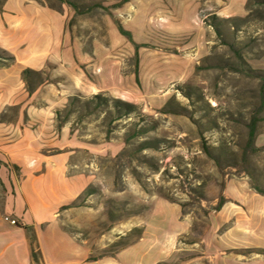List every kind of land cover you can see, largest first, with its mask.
Returning <instances> with one entry per match:
<instances>
[{
  "label": "rangeland",
  "instance_id": "obj_1",
  "mask_svg": "<svg viewBox=\"0 0 264 264\" xmlns=\"http://www.w3.org/2000/svg\"><path fill=\"white\" fill-rule=\"evenodd\" d=\"M72 2L69 31L92 56L91 88L67 98L41 152L68 156V175L85 186L76 208L109 213L123 198L130 211L131 196L139 210L150 199L177 207L183 237L165 264H213L224 191L264 193V0ZM25 79L28 92L53 83ZM17 116L12 107L7 118Z\"/></svg>",
  "mask_w": 264,
  "mask_h": 264
},
{
  "label": "crops",
  "instance_id": "obj_2",
  "mask_svg": "<svg viewBox=\"0 0 264 264\" xmlns=\"http://www.w3.org/2000/svg\"><path fill=\"white\" fill-rule=\"evenodd\" d=\"M68 1L0 0V264H165L183 237L180 209L150 199L139 210L133 196L130 211L123 198L109 213L76 208L85 186L68 175V156L41 152L67 98L90 91L95 66L69 31ZM27 71L53 83L28 92ZM223 199L210 223L213 264H264V193L232 184Z\"/></svg>",
  "mask_w": 264,
  "mask_h": 264
},
{
  "label": "trees",
  "instance_id": "obj_3",
  "mask_svg": "<svg viewBox=\"0 0 264 264\" xmlns=\"http://www.w3.org/2000/svg\"><path fill=\"white\" fill-rule=\"evenodd\" d=\"M67 4H68V6L71 7L75 12L78 11V7H77V5H75L72 1H68ZM119 32H120V34H121L122 36L127 37L128 40H129L131 43H133V40H132V36H131V34L125 32V31L122 30L121 28H119ZM29 74H31V72L27 71V72L25 73V76H28ZM117 104H121V105H124L125 107L132 108V106H130V105H128V104H122V103H117ZM252 137H253V134H252ZM262 151H264V148L261 149V150H256V152H258V153H259V152H262ZM224 203H225V201L223 200L222 204L220 205V207L218 208V210H217L216 212H218V211L221 209V207H222V205H223ZM34 258H36L35 253H34Z\"/></svg>",
  "mask_w": 264,
  "mask_h": 264
},
{
  "label": "built area",
  "instance_id": "obj_4",
  "mask_svg": "<svg viewBox=\"0 0 264 264\" xmlns=\"http://www.w3.org/2000/svg\"><path fill=\"white\" fill-rule=\"evenodd\" d=\"M5 221L13 227H19V223L15 220H11V219L7 218V219H5Z\"/></svg>",
  "mask_w": 264,
  "mask_h": 264
}]
</instances>
